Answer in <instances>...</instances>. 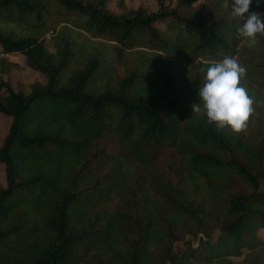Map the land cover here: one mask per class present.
<instances>
[{
	"label": "trees",
	"instance_id": "16d2710c",
	"mask_svg": "<svg viewBox=\"0 0 264 264\" xmlns=\"http://www.w3.org/2000/svg\"><path fill=\"white\" fill-rule=\"evenodd\" d=\"M110 1L0 0L3 22L53 4L58 22L111 43L74 68L68 38L50 52L0 27V52L44 77L24 91L0 74V264H264V35L238 38L232 0ZM137 47L155 54L126 63ZM226 55L254 99L240 133L192 113L200 68Z\"/></svg>",
	"mask_w": 264,
	"mask_h": 264
},
{
	"label": "rangeland",
	"instance_id": "374dc122",
	"mask_svg": "<svg viewBox=\"0 0 264 264\" xmlns=\"http://www.w3.org/2000/svg\"><path fill=\"white\" fill-rule=\"evenodd\" d=\"M126 5L128 6H137L142 5L149 10H154L157 7V0H124ZM202 0H195L194 3H199ZM165 5L172 6L174 0H163ZM109 8L115 12H118L120 9L115 4V0H111L109 2ZM59 9V7L54 6L53 4L48 5V10L45 13L44 18L35 20L33 14H28V16L22 18L20 21H7L3 22V19H0V27L8 33H11L15 36H26L32 35L36 36L39 40L43 42L45 48L50 51L54 52L55 49L60 46V43L63 39H69L71 42L74 43L75 49L81 48V52L78 53L75 60L72 58L69 64V67L77 68L78 66L82 65L85 53L90 52L95 48L97 51H102L104 53L110 52V45L111 43L107 40L92 37L82 29H78L72 27L71 25L58 22L56 20L57 15L55 10ZM57 12V11H56ZM155 26L159 29H163L164 25L161 23H156ZM246 39L244 38L243 43H246ZM1 53V52H0ZM83 53V54H82ZM155 54L154 51L137 47L131 50L125 51L124 60L126 63L133 62V63H147L151 60L153 55ZM5 59V60H3ZM172 65L175 69H180L181 63L185 65L191 64L193 60L189 59L188 57H183L182 60L171 61L170 59L164 60V65L166 66L168 63ZM13 63V64H10ZM117 70H122L121 67H117ZM0 74L3 77L10 76L12 83L17 82L19 86L24 90L27 91L28 86L30 83L34 81L43 82L44 77L43 75L35 70H32L24 63V57L21 53H13V54H6L0 57ZM8 124V118L0 113V142L4 136L6 131V127ZM3 180V165L0 163V181ZM259 234L264 238V229L259 230Z\"/></svg>",
	"mask_w": 264,
	"mask_h": 264
},
{
	"label": "clouds",
	"instance_id": "9594fccd",
	"mask_svg": "<svg viewBox=\"0 0 264 264\" xmlns=\"http://www.w3.org/2000/svg\"><path fill=\"white\" fill-rule=\"evenodd\" d=\"M253 0H232L231 12L241 23L236 29L238 38H246L249 47L258 44L257 34L264 35V14L250 10ZM257 7L260 0H256ZM202 84L198 88L199 103H193L192 113L207 117L209 124L215 123L217 131L230 127L235 133L247 128L255 111L254 99L246 88L240 86L246 74L234 56H224L207 67L200 68Z\"/></svg>",
	"mask_w": 264,
	"mask_h": 264
},
{
	"label": "built area",
	"instance_id": "2783aa9c",
	"mask_svg": "<svg viewBox=\"0 0 264 264\" xmlns=\"http://www.w3.org/2000/svg\"><path fill=\"white\" fill-rule=\"evenodd\" d=\"M4 55V53H0V57H2ZM5 55H6V53H5Z\"/></svg>",
	"mask_w": 264,
	"mask_h": 264
}]
</instances>
